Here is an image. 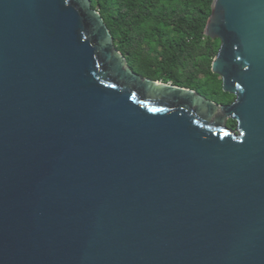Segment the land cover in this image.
Returning a JSON list of instances; mask_svg holds the SVG:
<instances>
[{"label": "water", "instance_id": "1", "mask_svg": "<svg viewBox=\"0 0 264 264\" xmlns=\"http://www.w3.org/2000/svg\"><path fill=\"white\" fill-rule=\"evenodd\" d=\"M205 34L229 104L135 72L91 0H0V264H264V0Z\"/></svg>", "mask_w": 264, "mask_h": 264}, {"label": "trees", "instance_id": "2", "mask_svg": "<svg viewBox=\"0 0 264 264\" xmlns=\"http://www.w3.org/2000/svg\"><path fill=\"white\" fill-rule=\"evenodd\" d=\"M108 25L117 49L142 76L195 89L218 103L223 91L211 64L219 39L205 34L213 0H91ZM235 128L236 122L228 124Z\"/></svg>", "mask_w": 264, "mask_h": 264}, {"label": "flooded vegetation", "instance_id": "3", "mask_svg": "<svg viewBox=\"0 0 264 264\" xmlns=\"http://www.w3.org/2000/svg\"><path fill=\"white\" fill-rule=\"evenodd\" d=\"M228 104H229V103H228ZM231 121H234V120H232V119H229V120H228V122H227V124H229V122H231Z\"/></svg>", "mask_w": 264, "mask_h": 264}]
</instances>
